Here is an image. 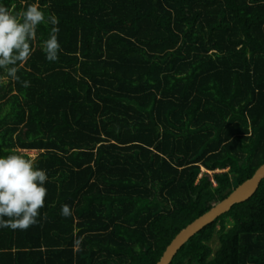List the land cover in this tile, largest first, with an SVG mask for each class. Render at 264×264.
Returning a JSON list of instances; mask_svg holds the SVG:
<instances>
[{"label": "trees", "instance_id": "obj_1", "mask_svg": "<svg viewBox=\"0 0 264 264\" xmlns=\"http://www.w3.org/2000/svg\"><path fill=\"white\" fill-rule=\"evenodd\" d=\"M30 4L60 51L41 24L20 79L0 70V155L39 151L47 194L0 264H156L264 164V0H0ZM169 264H264V178Z\"/></svg>", "mask_w": 264, "mask_h": 264}, {"label": "clouds", "instance_id": "obj_2", "mask_svg": "<svg viewBox=\"0 0 264 264\" xmlns=\"http://www.w3.org/2000/svg\"><path fill=\"white\" fill-rule=\"evenodd\" d=\"M45 23L52 27L43 42V52L48 61L55 62L60 51L58 17H46L35 4L28 5L19 14L0 6V70L7 77L20 79L17 66L31 56L30 42L37 27ZM23 86H29V82L23 81ZM47 180L46 171L36 167L34 159L18 153L0 155V228L26 230L37 223L47 194ZM60 214L70 216V207L61 205Z\"/></svg>", "mask_w": 264, "mask_h": 264}, {"label": "water", "instance_id": "obj_3", "mask_svg": "<svg viewBox=\"0 0 264 264\" xmlns=\"http://www.w3.org/2000/svg\"><path fill=\"white\" fill-rule=\"evenodd\" d=\"M264 178V164L260 165L252 176L237 185L225 198L215 203L208 211L194 219L182 228L167 245L156 264H169L181 246L204 226L229 211L237 203L250 198L257 190L260 181Z\"/></svg>", "mask_w": 264, "mask_h": 264}, {"label": "crops", "instance_id": "obj_4", "mask_svg": "<svg viewBox=\"0 0 264 264\" xmlns=\"http://www.w3.org/2000/svg\"><path fill=\"white\" fill-rule=\"evenodd\" d=\"M21 152H23V153H26L30 158H32V159H35L36 157H37V155H38V153H39V151H37V150H26V149H21L20 150ZM37 153V155L35 156V154L34 153Z\"/></svg>", "mask_w": 264, "mask_h": 264}, {"label": "rangeland", "instance_id": "obj_5", "mask_svg": "<svg viewBox=\"0 0 264 264\" xmlns=\"http://www.w3.org/2000/svg\"><path fill=\"white\" fill-rule=\"evenodd\" d=\"M34 154H35V156L37 155L36 152H35ZM202 169H203V168H202ZM216 245H217V238H216V236H215L214 239H213V242H212V246H213V247H216Z\"/></svg>", "mask_w": 264, "mask_h": 264}]
</instances>
